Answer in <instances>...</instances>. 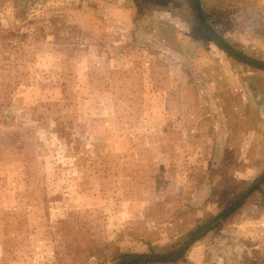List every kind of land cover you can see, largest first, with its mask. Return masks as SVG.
I'll use <instances>...</instances> for the list:
<instances>
[{"label": "rangeland", "instance_id": "rangeland-1", "mask_svg": "<svg viewBox=\"0 0 264 264\" xmlns=\"http://www.w3.org/2000/svg\"><path fill=\"white\" fill-rule=\"evenodd\" d=\"M199 3L264 64V0ZM139 5L0 0V264L162 254L214 219L174 264H264V183L245 195L264 172V70L183 0Z\"/></svg>", "mask_w": 264, "mask_h": 264}, {"label": "trees", "instance_id": "trees-1", "mask_svg": "<svg viewBox=\"0 0 264 264\" xmlns=\"http://www.w3.org/2000/svg\"><path fill=\"white\" fill-rule=\"evenodd\" d=\"M139 1L140 0H132L133 4L135 5L136 7V12H140V5H139ZM183 2L185 3L186 5V9H187V12H188V19H187V22L194 26V27H197L201 33H203L208 39H210L216 46L218 49H220L222 52H224L228 57L232 58L233 60L239 62V63H243V64H246V65H250L252 67H255V68H258V69H263V67H258V66H253L243 60H241L240 58H237V57H234L232 54H230L228 51H226L218 42L217 40H215V38H213L201 25L199 19H198V16L196 14V11H195V7H194V4H193V1L192 0H183ZM197 5H198V9H199V13H200V16L202 18V20L208 25V27L210 29H212L216 35L232 50L234 51L235 53H237L238 55H241V53L236 50V49H233L230 45L227 44V42H225L224 38L217 34V32L214 30V28L210 25V20L213 19V17H216V18H220V16L222 15L220 12V10H215V9H211L209 11H204L201 6H200V3H199V0H197ZM215 18V19H216ZM252 60V59H250ZM254 61V60H252ZM254 62H257V61H254ZM259 63V62H257ZM264 172L256 177L249 185V187L246 189V191L248 189H250L254 184L255 187L250 191V194L248 195V199L253 196V194H257L259 193L260 191H262V186H263V183H264ZM245 191V192H246ZM244 192V193H245ZM244 193H242L238 198H236L232 203H230L225 209L222 210V214H220V216H224V220L226 218H228L229 216H231L239 207L238 205L240 204V201L241 199L244 197ZM227 213V214H226ZM215 221L212 220L211 223H213ZM220 224H216L213 229L214 230H217L219 229L220 227ZM205 227V226H202L201 228L199 229H195L194 231L190 232L187 236V239L180 245H178L176 248H173L171 251L169 252H166V253H162V254H155V253H140V254H137V253H116L112 260L114 261V264H174L177 262L176 258L180 257L182 251H183V247L186 243V241H191L194 236L199 233L202 228Z\"/></svg>", "mask_w": 264, "mask_h": 264}, {"label": "water", "instance_id": "water-1", "mask_svg": "<svg viewBox=\"0 0 264 264\" xmlns=\"http://www.w3.org/2000/svg\"><path fill=\"white\" fill-rule=\"evenodd\" d=\"M193 1V4H194V7H195V11H196V14L198 16V19L202 25V27L213 37L215 38V40H217V42L226 50L228 51L230 54H232L234 57H237V58H240L241 60L251 64V65H254V66H258V67H263L264 68V64H261V63H257V62H254L242 55H238L237 53H235L234 51H232L217 35L216 33L210 29L208 27V25L202 20L201 16H200V13H199V9H198V5H197V0H192ZM264 177V175H263ZM256 184H254L247 192L245 195H247L254 187H255ZM218 220L214 221L212 224H210L209 226H207L206 228H204L201 232H199L196 237H199L201 236L208 228L212 227L214 224L217 223ZM189 242H187L183 249L186 248V246L188 245Z\"/></svg>", "mask_w": 264, "mask_h": 264}]
</instances>
